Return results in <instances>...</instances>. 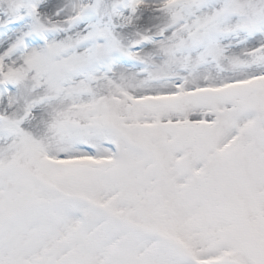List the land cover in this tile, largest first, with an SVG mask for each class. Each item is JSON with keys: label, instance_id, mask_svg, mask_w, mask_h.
Instances as JSON below:
<instances>
[{"label": "snow or ice", "instance_id": "obj_1", "mask_svg": "<svg viewBox=\"0 0 264 264\" xmlns=\"http://www.w3.org/2000/svg\"><path fill=\"white\" fill-rule=\"evenodd\" d=\"M0 264H264V0H0Z\"/></svg>", "mask_w": 264, "mask_h": 264}]
</instances>
